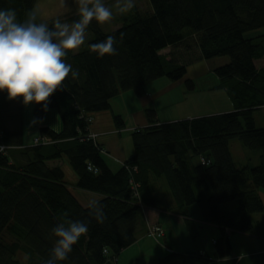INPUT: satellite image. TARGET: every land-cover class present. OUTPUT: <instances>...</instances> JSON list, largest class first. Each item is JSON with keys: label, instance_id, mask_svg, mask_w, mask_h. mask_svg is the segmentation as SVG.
<instances>
[{"label": "trees", "instance_id": "16d2710c", "mask_svg": "<svg viewBox=\"0 0 264 264\" xmlns=\"http://www.w3.org/2000/svg\"><path fill=\"white\" fill-rule=\"evenodd\" d=\"M147 1L148 9L134 6L121 15L115 30L105 32L92 21L84 47L68 54L66 62L79 76L69 73L47 107L34 105L38 119L56 110L60 131L44 127L37 144L34 139L23 147L22 104L0 94V264H45L55 241L52 229L70 220L87 222L89 231L60 264H116L139 237L142 208L155 207L158 195L173 201L186 224L187 208L194 205L219 231L212 257L170 255L159 264H209L230 256L231 234L254 235L251 216L263 212L264 191V128L253 118L264 108V0ZM36 2L0 0V9H14L22 21ZM108 36L115 37L116 53L98 59L90 45ZM216 58L228 59L214 74L234 110L157 125L147 109L149 127L132 132V156L113 172L89 139L88 117L109 111L122 93L143 97L162 78L184 81L191 91L187 68ZM113 120L123 127L119 116ZM236 140L258 154L257 165L234 163L229 145ZM63 158L76 175L75 187L100 197L103 223L72 196L58 166ZM201 158L208 163L201 165ZM230 204L234 208L225 210Z\"/></svg>", "mask_w": 264, "mask_h": 264}, {"label": "crops", "instance_id": "0c3cea01", "mask_svg": "<svg viewBox=\"0 0 264 264\" xmlns=\"http://www.w3.org/2000/svg\"><path fill=\"white\" fill-rule=\"evenodd\" d=\"M117 28H119V25L114 29ZM203 62L204 61L197 62L187 68L185 80H190L193 83V90L188 92H195L196 88L193 82L195 79L206 78L210 75L215 76L214 69L223 66L221 65L211 67L212 65L210 64L208 68H204L205 65ZM217 80L219 82V89H222V92L225 93V95L228 97V100H230L232 104L229 110H226L225 112H221L218 110L212 113L207 112L195 114L194 116H190L188 118L176 119L178 121H181L233 111L234 107L231 99L227 95L226 90L222 88V82L218 78ZM155 82L164 83L165 81L157 80ZM167 82L168 83L165 82V88L157 92H149L150 88H152L151 84L146 88V93L143 97L137 98L135 96H127V102L125 101L124 97H122L124 94L119 95L111 101V108L109 111L93 114L90 116L92 122L90 124L89 130L97 135L96 143L101 147L105 156V161L113 172L117 171L121 167V164L128 160L130 156H132V132L138 129H145L149 127V122L145 115V111L147 109L154 111L156 120L155 123L157 125L177 121L174 118H166L161 121L157 115V111H159L162 107L171 106L175 102L173 95H170V90L175 89L174 92L177 93L178 98H181L182 90L185 87L184 81L171 82L168 80ZM184 97L185 94L183 93V99ZM118 102H121V106L124 103L121 107V110L116 105ZM260 110L264 111V108ZM116 116H119L122 119V128L116 127L113 120V118ZM23 133L24 131L22 130V143L24 141ZM35 138H37V136H35L33 139ZM30 142L31 140H29V144L27 145L30 146ZM27 145H23V147H28ZM239 153L241 154V160H237L235 162L232 156V152L230 151L234 163L239 166H244L246 164L255 166L259 162L258 154L254 153L252 160L249 161L246 160V156L249 153H246L245 151H243V149H240ZM58 166L61 168L64 174L65 183L68 185L67 187L70 190L72 196L81 206L87 207L90 201H98L100 199V197L95 194L80 191L75 187L77 178L75 173L72 174L68 169L69 164L66 158L61 159L58 163ZM259 195L263 205V212L261 214L251 216V219L255 224L254 235L231 234L229 238L231 245L230 256L222 260H214L213 258L212 260L209 259V264H264V191L259 192ZM78 196H80V198H78ZM157 200L158 203L155 207L142 208V224L140 226L139 237L137 238L135 244L142 243V241L146 240L147 238L151 239V237L146 234L144 217H147L146 221L150 220L147 223L148 228L154 225H158L163 229L164 236L160 240L165 247L166 253H169L168 256H186L190 253L200 252L202 255L207 254V257H212L214 249H212L211 253L209 254L201 244V237L202 234L208 232L212 238L211 241L213 244V242L216 241L219 235V231L215 226L206 224L202 220L197 206L193 205L187 208V213L190 221V224L188 225L185 223V220L181 215L173 211L175 209V206L173 201L168 196L158 195ZM224 208L225 210H232L234 207L230 204L225 205ZM192 235L195 236L194 239L192 238Z\"/></svg>", "mask_w": 264, "mask_h": 264}, {"label": "clouds", "instance_id": "9594fccd", "mask_svg": "<svg viewBox=\"0 0 264 264\" xmlns=\"http://www.w3.org/2000/svg\"><path fill=\"white\" fill-rule=\"evenodd\" d=\"M113 7L126 14L133 9L134 0H117ZM113 7L106 6L104 0H78V19L69 23L57 17L51 24L39 20L34 10H29L21 21L14 9H0V94H6L9 101L19 100L25 107H47L69 73L72 78L79 76L66 57L85 44L86 29L92 21L101 25L113 18ZM114 43L115 37L108 36L90 48L99 59L116 53ZM88 208L92 218L104 222L99 201H90ZM88 231L84 221L57 224L52 229L55 241L45 264L67 260L73 246Z\"/></svg>", "mask_w": 264, "mask_h": 264}, {"label": "rangeland", "instance_id": "374dc122", "mask_svg": "<svg viewBox=\"0 0 264 264\" xmlns=\"http://www.w3.org/2000/svg\"><path fill=\"white\" fill-rule=\"evenodd\" d=\"M104 3L106 6L113 7L117 3V0H104ZM134 6L142 10L148 9L149 7L147 0H134ZM33 10L37 12L39 20L45 22L55 20L57 17H59L61 18L62 21L71 23L79 18L78 0H37ZM113 13H114L113 18L110 21L99 25L100 28L105 32L115 30L114 28H116L118 24H120L118 22L119 19H121V15H124L117 12L114 7H113ZM87 35L88 34L86 32L85 40L87 38ZM84 45H82L78 50H76L73 53L79 52L84 47ZM227 62H228L227 58H216L210 61H204L203 63L205 65L204 68H208L210 64L212 65L211 67H214V66L224 65ZM158 81H165L166 83H168L167 82L168 80L166 78H162ZM165 82L164 83L155 82V84L153 82L152 88H150L149 92H154V91L157 92L164 89ZM193 82L196 88L195 92H188L187 87L185 86L184 89L182 90L181 98H178L177 93L174 92L175 89L170 90V95H173L175 102L173 103V105L168 107L167 106L162 107L159 111H157L158 118H160L161 121H163L166 118H174V119L188 118L190 116H194L195 114H201L207 112L212 113L218 110L221 112H225L226 110L230 109L232 104L230 100H228V97L225 95V93L222 92V89L221 90L219 89L218 86L219 82L214 75H210L202 79H195ZM183 93L185 94L184 99H183ZM121 95H123L122 97H124L125 101L127 100L126 99L127 96H134L132 92H125L122 93ZM120 103L121 102H118L116 105L121 110V107L123 106L124 103L122 104V106L120 105ZM22 110H23L22 121H23V131H24L23 133L24 144L22 143L23 145L29 144V140H31L30 143L33 144L32 141L34 140L33 138L35 136L39 138L38 136H40V134L42 133V128L44 127H48L55 132L60 131L61 122L56 110L54 109L45 110L42 119H38L35 116L34 105L28 107L22 105ZM253 118L255 120L256 127L258 126L257 128H264L263 110L253 112ZM177 121H173V122H177ZM89 132L92 133L91 131ZM240 149H243V151L249 153L246 156V160L251 161L253 158V153L245 150L237 140L230 143V151L232 152L234 161L236 162L237 160H241L240 159L241 154L239 153ZM122 165L123 163L121 164V166ZM68 169L72 174L74 173L70 166H68ZM78 198H80V196H78ZM142 211H141V215H142ZM144 219L146 225V234H148L150 227L148 228L147 223L150 220L146 221L147 217H144ZM152 239H153L152 237L151 239L147 238L146 240L142 241V243H137V244H135L136 243L135 242L133 244L134 246L132 245L126 250H123L118 256L116 260V264H159L161 260L165 259V257L169 255V253H166L165 247L160 239H153L155 242ZM211 239L212 238L208 232L202 234L201 244L209 254L211 253L212 249H214L213 248L214 245L212 244Z\"/></svg>", "mask_w": 264, "mask_h": 264}, {"label": "built area", "instance_id": "2783aa9c", "mask_svg": "<svg viewBox=\"0 0 264 264\" xmlns=\"http://www.w3.org/2000/svg\"><path fill=\"white\" fill-rule=\"evenodd\" d=\"M91 122H92V119L90 117H88L87 123L90 124ZM96 136L97 135H94V134L89 132V139L96 141V138H97ZM37 143H38V139H35L34 144H37ZM3 150H4V148L2 147L1 151H3ZM102 154H103V151H102ZM205 163H208V161H205L204 159L201 158L200 164L205 165ZM87 170L96 173V170L92 169L90 166L88 167ZM135 189L136 188L133 187L132 190L134 191ZM148 236L152 237L153 239H161L164 236L163 229L158 225H154V226L149 228ZM115 263H116V260H115Z\"/></svg>", "mask_w": 264, "mask_h": 264}, {"label": "water", "instance_id": "95a60500", "mask_svg": "<svg viewBox=\"0 0 264 264\" xmlns=\"http://www.w3.org/2000/svg\"><path fill=\"white\" fill-rule=\"evenodd\" d=\"M168 264H182L180 261H173V262H170Z\"/></svg>", "mask_w": 264, "mask_h": 264}, {"label": "bare ground", "instance_id": "6f19581e", "mask_svg": "<svg viewBox=\"0 0 264 264\" xmlns=\"http://www.w3.org/2000/svg\"><path fill=\"white\" fill-rule=\"evenodd\" d=\"M222 260V259H221Z\"/></svg>", "mask_w": 264, "mask_h": 264}]
</instances>
